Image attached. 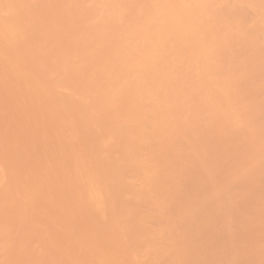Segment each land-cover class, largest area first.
Wrapping results in <instances>:
<instances>
[{"label": "bare ground", "instance_id": "1", "mask_svg": "<svg viewBox=\"0 0 264 264\" xmlns=\"http://www.w3.org/2000/svg\"><path fill=\"white\" fill-rule=\"evenodd\" d=\"M247 7L264 17V0H0V150L26 138L0 151L1 264H264Z\"/></svg>", "mask_w": 264, "mask_h": 264}, {"label": "rangeland", "instance_id": "2", "mask_svg": "<svg viewBox=\"0 0 264 264\" xmlns=\"http://www.w3.org/2000/svg\"><path fill=\"white\" fill-rule=\"evenodd\" d=\"M248 8H250V7H247V10H246V8H245V10H246L245 12H247V14H246V13H245V14H246V15H249V16L246 17V20H248V18H249V23L252 22V21H250V19H253V22H254V21L262 20V19L264 18V17H262V16L260 15L261 18L259 17V20H256V19H258V15H259V14L254 15L255 13H257V12L253 13V11H255V9H254V8H250V10H249ZM251 9H253V11H251ZM23 16H24V15H23ZM254 16H257V18L254 19V18H253ZM22 18H24V17H22ZM263 20H264V19H263ZM263 20H262V22H263ZM247 22H248V21H247ZM260 22H261V21H260ZM263 23H264V22H263ZM260 34H261V37L263 38V37H264V36H263L264 34L261 33V32H260ZM260 34H259V35H260ZM12 62L14 63V60H13V61L11 60V64L13 65ZM15 63H16V62H15ZM13 66H14V65H13ZM0 77H1V76H0ZM28 77L31 78V76H28ZM0 79H1V78H0ZM28 79H29V78H28ZM2 81H3V80H2ZM2 81H1V83H2ZM3 83H4V81H3ZM4 84L7 85V79H5V83H4ZM2 85H3V84H2ZM6 85H5V86H6ZM5 86L3 85V87H5ZM250 87H251V86H247V89L250 88ZM247 89H246V90H247ZM250 90H251V88H250ZM250 90H248V92H249ZM58 92H59V91H58ZM60 92H61V90H60ZM60 92H59V93H60ZM64 94H65V93H63V92L61 93V95H64ZM1 115H2V114H1ZM4 115H5V114H4ZM263 117H264V116H262V118H263ZM259 118H260V117H259ZM259 118L257 119V125H258V121L262 122V121L264 120V119L262 120V118H260V119L262 120V121H261V120H259ZM260 122H259V123H260ZM4 124H5V123H3L2 126H1V124H0V129L4 127ZM262 124H263V123H262ZM6 125H7V124H5V126H6ZM260 126H261V125H260ZM261 128H263V127H261ZM5 130H6V132L8 131L7 129H3V130L1 129L0 131L3 133ZM1 132H0V134H2ZM6 132H4L2 135H0V137H3V138L0 139V140L3 141V142L0 141V144H1V143L4 144V141L7 139V138H5L4 136H6V137L8 136L9 138L11 137V136H9V135H6ZM7 133H8V132H7ZM4 134H5V135H4ZM3 135H4V136H3ZM35 137L38 138L37 135H34V138H35ZM9 138H8L9 143H12V142L10 141L11 138H10V139H9ZM16 138H17V137H16ZM16 138H15V139L12 138V139L16 140ZM20 138H21L22 140L24 139V140H23V141H24V142H23L24 145L22 144V140H21ZM20 138H18V140H19V141L21 140V144H22L23 146H22V145H20V146H22V147L19 146L20 142L18 143L17 146H18L20 149H21V148L23 149V147L25 146V141H26L25 139H26V138H23L22 136H21ZM31 139H32V141H35L36 138L33 140V137H31ZM38 139L42 142V139H41V138H38ZM38 139H36V140L38 141V143H37L36 141L34 142V144L32 143L33 147H34V146H37V147H38V144H39V142H40ZM6 141H7V140H6ZM12 141H13V140H12ZM41 142H40V143H41ZM6 143H7V145H9L8 142H6ZM14 143H17V142L14 141ZM35 143H36V145H35ZM42 143H43V142H42ZM42 143L39 144V147H40L41 149L35 147L36 149H38V152H39V149L42 150ZM2 144H1V145H2ZM4 145H5V144H4ZM4 145H3L2 147H5L6 149H8V148L12 149L13 146H14L13 148L15 149V151L19 149V148L16 149L17 146H16V145H13V144H11V145H13L12 147H8V146H7L8 148H7L6 146H4ZM11 145H10V146H11ZM15 147H16V148H15ZM31 147H32V146H31ZM5 148H4V149L1 148V150H4V151H5ZM35 148H34V149H35ZM14 149H12V150H14ZM22 149H21V150H22ZM1 150H0V151H1ZM7 151H8V150H7ZM7 151H5V152H7ZM29 151H30V150H29ZM33 151H34V152H33ZM8 152H9V151H8ZM31 152H32V153H37L35 150H32V149H31ZM31 152H30V155H32ZM23 153H24V152H23ZM25 153H26L27 156H29V158H30V155L28 154L29 152H28V153L25 152ZM40 153H41V151H40ZM41 154H42V153H41ZM41 154H40V155H41ZM5 155H8V153H7V154L5 153ZM37 155L40 156L39 154H37ZM37 155L35 154V157H36V158H38ZM24 156H25V154H24ZM35 157L33 156V158H35ZM29 158H28V159H29ZM33 158H32V160H34ZM2 159H3V158H2ZM6 159H8V158H6ZM6 159H5V160H6ZM30 159H31V158H30ZM5 160H4V161H5ZM35 160H36V159H35ZM2 161H3V160H2ZM4 161H3L2 164L5 166V164H8L9 160H6V161H8L7 163H5ZM4 163H5V164H4ZM0 165H1V164H0ZM3 165H2V168H4L5 170H3V169H1V170L6 171V167H3ZM7 166L9 167V165H7ZM0 168H1V166H0ZM8 170H9V169H7V171H8ZM16 170H17V168H16ZM0 173H1V172H0ZM4 173H7V172H4ZM4 173H3V176H4ZM16 173H17V171H16ZM5 175H6V174H5ZM0 176H1V175H0ZM6 176H7V175H6ZM6 176H4V178H2V176H1V179H2V180H5V181H2L3 183H4V182L6 183V179H7L10 175H9L7 178H6ZM7 180H8V179H7ZM263 182H264V180H263ZM263 182H262V184H263ZM5 183H4V184H5ZM20 183H21V182H20ZM19 185H23V184H19ZM0 187H1V186H0ZM261 188L264 189V186L261 187ZM261 188H260V189H261ZM252 192H253V191H252ZM255 193H256V192H255ZM11 195H12V198L16 197L14 194H11ZM13 196H14V197H13ZM24 202H25V201H24ZM37 203H38V202H37ZM0 204H1V200H0ZM0 207L2 208V206H0ZM54 207H55V206H54ZM56 207H57V206H56ZM1 208H0V209H1ZM56 209H57V208H56ZM63 209H64V208H63ZM66 209L68 210V208H66ZM66 209L63 210L64 213L67 212ZM65 210H66V211H65ZM48 211H49V210H48ZM52 211H53V213H54V210H52ZM56 211H57V210H55V212H56ZM45 212H47V211H45ZM42 213H44V212H42ZM47 213H48V212H47ZM53 213H52V214H53ZM22 214L24 215L25 212L21 213V215H22ZM45 214H46V213H45ZM45 214H44V215H45ZM52 214L49 212V216L51 215L53 218H55V217H54L55 215H52ZM54 214H55V213H54ZM16 215H18V213H17V214L15 213V215L12 214V215H10L9 217H11V216L14 217V216H15L16 219H17L18 217H19L18 219H21L22 217H24V216H21L20 214H19V215L21 216V218H20V216L17 217ZM51 216H50V217H51ZM57 216H58V213L56 212V217H57ZM13 217H11L10 219H12ZM25 217H26L27 219H29L27 215H26ZM25 217H24V218H25ZM43 217H44V216H43ZM24 218H23V219H24ZM45 218H46V217H45ZM47 218H48V216H47ZM47 218H46V220L43 219V220L46 221V222H45L46 224H47V222H48V221H47ZM6 219L8 220V217H7ZM10 219H9V220H10ZM13 219H14V218H13ZM27 219H26V221H27ZM48 219H49V218H48ZM49 220H50V219H49ZM52 220H54V219H52ZM56 220H58V218H57ZM17 221H18V220H17ZM28 221H29V220H28ZM54 221H55V220H54ZM0 222H1V219H0ZM15 222H16V221H15ZM42 222H43V221H42ZM51 222H52V221H51ZM51 222H50V223H51ZM50 223H49V224H50ZM53 223H54V222H53ZM55 223H56V222H55ZM55 223H54V224H55ZM57 223H58V221H57ZM43 224H44V223H43ZM49 224H47V225H49ZM0 225H1V224H0ZM44 225H45V224H44ZM47 225H46V226H47ZM52 225H53V224H52ZM55 225H56V224H55ZM42 226H43V225H42ZM46 226H45V227H46ZM50 226H51V224L49 225V227H50ZM53 226H54V225H53ZM57 226H58V224H57ZM47 227H48V226H47ZM47 227H46V229H47ZM0 228L2 229V226H1ZM51 228H52V226H51ZM54 228H55V230H56V232H57V227H54ZM54 228H53V230H54ZM59 228H60V227H59ZM40 229H41V228H40ZM44 230H45V229H44ZM47 230H48V229H47ZM49 230H50V229H49ZM49 230H48V231H49ZM58 230H59V229H58ZM0 231H1V230H0ZM45 231H46V230H45ZM53 232H54V231H53ZM56 232H55V234H56ZM59 232H62V231H59ZM0 233L2 234V232H0ZM47 233H48V234H46V235L48 236V235H49V232H47ZM44 234H45V232H44ZM51 234H52V232H51ZM52 235L56 237V235H54V234H52ZM57 235H58V233H57ZM59 235H60V234H59ZM44 236H45V235H44ZM47 236H46V237H47ZM50 236H51V235H50ZM48 237H49V236H48ZM48 237H47V238H48ZM52 238L54 239V237H51L50 240H52ZM58 238H59V236H58ZM48 239H49V238H48ZM45 240H46V238H45ZM54 240H55V239H54ZM54 240H53V242L56 243L57 241H54ZM56 240H57V239H56ZM47 242H48V240H47ZM50 244H51V243H50ZM57 244H59V243L57 242ZM39 245H40V244H37L36 246H39ZM52 246H53V245H52ZM56 246H58V245H56ZM48 247H49V246H48ZM53 248H55V247H53ZM53 248H52V249H53ZM57 248H58V247H57ZM49 249H50V248H49ZM53 250H55V249H53ZM3 251H4V249L2 250V252H3ZM50 251H52V250L50 249ZM58 252H59V249H58L57 254H56V255L59 256ZM4 253H5V258H7V257H6V254H7L6 252L0 253V255H1V254L3 255ZM53 253H55V252L53 251ZM53 253H52V254H53ZM54 255H55V254H54ZM58 256H56L57 259H53V260H56V262H58V264H60V263L62 264V261H61L60 259H58ZM2 257H3V256H2ZM53 257H54V256H53ZM59 257H60V256H59ZM0 258H1V256H0ZM5 258L3 257L2 260H5ZM54 258H55V257H54ZM2 260H0V261H2ZM58 260H60V262H59ZM2 262H3V261H2ZM53 263L55 264V262H53ZM0 264H1V263H0Z\"/></svg>", "mask_w": 264, "mask_h": 264}]
</instances>
